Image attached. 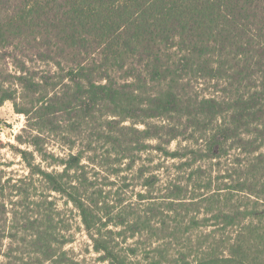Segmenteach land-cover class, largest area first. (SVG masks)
Instances as JSON below:
<instances>
[{
    "label": "trees",
    "instance_id": "1",
    "mask_svg": "<svg viewBox=\"0 0 264 264\" xmlns=\"http://www.w3.org/2000/svg\"><path fill=\"white\" fill-rule=\"evenodd\" d=\"M0 264H264V0H0Z\"/></svg>",
    "mask_w": 264,
    "mask_h": 264
},
{
    "label": "rangeland",
    "instance_id": "2",
    "mask_svg": "<svg viewBox=\"0 0 264 264\" xmlns=\"http://www.w3.org/2000/svg\"><path fill=\"white\" fill-rule=\"evenodd\" d=\"M24 123L25 117L15 112L12 102L7 101L0 106V163H7L9 165L7 169L16 176L26 174L27 169L21 157L10 147V143H15L14 137ZM56 197L62 212L61 217L69 221L71 233L74 236L73 242L65 249L84 264H110L108 261H103L100 255L93 250L74 207L66 205L60 196Z\"/></svg>",
    "mask_w": 264,
    "mask_h": 264
}]
</instances>
